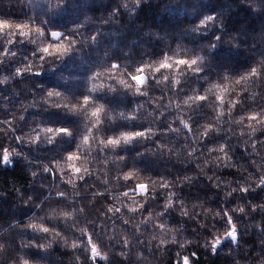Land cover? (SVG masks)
Returning a JSON list of instances; mask_svg holds the SVG:
<instances>
[{"label":"clouds","instance_id":"9594fccd","mask_svg":"<svg viewBox=\"0 0 264 264\" xmlns=\"http://www.w3.org/2000/svg\"><path fill=\"white\" fill-rule=\"evenodd\" d=\"M21 3L26 32L0 33V264H264V0Z\"/></svg>","mask_w":264,"mask_h":264},{"label":"trees","instance_id":"16d2710c","mask_svg":"<svg viewBox=\"0 0 264 264\" xmlns=\"http://www.w3.org/2000/svg\"><path fill=\"white\" fill-rule=\"evenodd\" d=\"M30 7L31 9L39 13L43 7L44 3L43 0H29ZM24 4L21 3V0H0V19L7 18L11 21H15L18 18L22 17L24 15ZM64 16H68L69 12L66 9L65 12L63 13ZM26 54V53H25ZM9 69L5 65H0V72H5L7 73ZM74 68L72 66H65L64 71H73ZM32 75V74H28ZM25 82H39L45 86H56L58 81L56 80L55 77L52 76L51 73H42L41 76L36 77V76H31V77H25L24 78ZM19 83V82H17ZM22 86V85H21ZM29 98H31L29 96ZM110 99H115V98H110ZM17 102L13 100V103ZM7 115L6 112H4L2 109H0V117H5ZM52 115H58V114H52ZM95 189H91L90 191H94ZM98 203H111L110 200L107 199V195L105 197L100 198L98 200Z\"/></svg>","mask_w":264,"mask_h":264},{"label":"snow or ice","instance_id":"6c2138e0","mask_svg":"<svg viewBox=\"0 0 264 264\" xmlns=\"http://www.w3.org/2000/svg\"><path fill=\"white\" fill-rule=\"evenodd\" d=\"M27 28H28V26L26 24L14 23L13 21H11V20H9L7 18L0 19V33L4 32L6 30H9V29H15L17 31L24 30L26 32ZM51 36L55 37V38H59L60 34L56 33V32H53V33H51ZM66 50H67V48H66V46L63 43L57 42V43H49V44H47L46 46H44L43 48L40 49V52H42L44 56H53V55H57V54H63ZM0 51H2V49H0ZM5 55H7V53H5ZM177 63L183 64L184 61H182V60L181 61H177ZM0 65H2V64H0ZM160 67L161 68H167V67H169V65L166 62L162 61L161 64H160ZM31 74L35 75V73H31ZM20 75L24 76L25 74L23 72H21ZM131 79L136 81L137 85H139L142 82L143 77L139 76V75H136V76H133ZM120 83L122 85H124L125 87H128V84H127L126 81L120 80ZM97 87L98 86L96 84H93V86H92L93 93L96 91ZM99 87H102V85H99ZM51 95H52V93L50 92L49 96H51ZM88 102L89 101H88L87 97H84L82 99V104L86 105ZM101 111H102V109L97 107V108L91 110V115L93 117H98ZM137 134L139 135L140 133H137ZM123 138L125 140H127V139H129V136L126 135ZM110 143L115 144L116 141H110ZM75 158H76L75 154H72V155H70L68 157L69 160H75ZM69 167H71L74 172H78L79 171V169L76 168L75 165H69ZM92 253H93V255H97L98 254L95 247H93Z\"/></svg>","mask_w":264,"mask_h":264}]
</instances>
